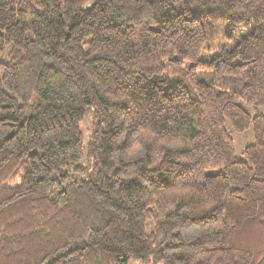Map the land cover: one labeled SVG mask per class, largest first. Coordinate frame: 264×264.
I'll use <instances>...</instances> for the list:
<instances>
[{
  "label": "trees",
  "instance_id": "trees-1",
  "mask_svg": "<svg viewBox=\"0 0 264 264\" xmlns=\"http://www.w3.org/2000/svg\"><path fill=\"white\" fill-rule=\"evenodd\" d=\"M0 54V264H264V0H0Z\"/></svg>",
  "mask_w": 264,
  "mask_h": 264
},
{
  "label": "rangeland",
  "instance_id": "rangeland-1",
  "mask_svg": "<svg viewBox=\"0 0 264 264\" xmlns=\"http://www.w3.org/2000/svg\"><path fill=\"white\" fill-rule=\"evenodd\" d=\"M94 2L95 0H79V6L82 8H86V7L91 6ZM4 58L5 56L3 54H0V61L3 60ZM198 78L200 80H206V81H210L212 79L211 74L205 71H199ZM259 111L260 113L264 115V106L259 108ZM92 120H93L92 113L89 112L81 124V131H82L85 143L88 142V140L90 139V134L92 130ZM233 137H234L235 154H236V157L239 159L241 157V152L243 148L252 143V133L250 130H246L243 133L234 134ZM150 226L151 225L149 224V227H148L149 229H150ZM128 264H151V263L149 262L141 263V262H136L132 260Z\"/></svg>",
  "mask_w": 264,
  "mask_h": 264
}]
</instances>
